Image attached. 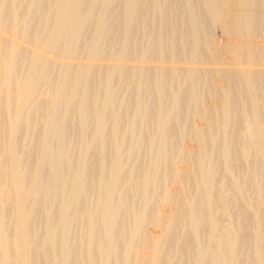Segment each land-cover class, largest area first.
Wrapping results in <instances>:
<instances>
[{
    "label": "bare ground",
    "instance_id": "obj_1",
    "mask_svg": "<svg viewBox=\"0 0 264 264\" xmlns=\"http://www.w3.org/2000/svg\"><path fill=\"white\" fill-rule=\"evenodd\" d=\"M0 264H264V0H0Z\"/></svg>",
    "mask_w": 264,
    "mask_h": 264
}]
</instances>
